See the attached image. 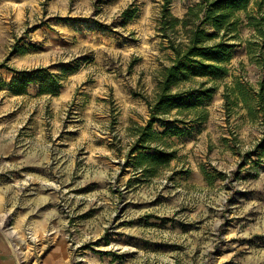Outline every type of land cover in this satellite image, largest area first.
Instances as JSON below:
<instances>
[{"label": "rangeland", "instance_id": "rangeland-1", "mask_svg": "<svg viewBox=\"0 0 264 264\" xmlns=\"http://www.w3.org/2000/svg\"><path fill=\"white\" fill-rule=\"evenodd\" d=\"M161 1L0 0V238L16 264H264V0L236 12L224 77L172 89L211 95L147 127L172 55ZM37 68L56 94L14 88ZM155 148L171 160L135 165Z\"/></svg>", "mask_w": 264, "mask_h": 264}, {"label": "trees", "instance_id": "trees-1", "mask_svg": "<svg viewBox=\"0 0 264 264\" xmlns=\"http://www.w3.org/2000/svg\"><path fill=\"white\" fill-rule=\"evenodd\" d=\"M260 2L261 0H199L187 8L182 18H178L170 13L171 0L161 1L158 30L161 37L167 39V47L172 55L168 58V63L159 69L153 97L146 102L150 114L147 127L156 120L163 122L160 115L168 113L172 106L185 101L192 93L205 97L211 95L214 85L200 90L191 87L175 91L172 89L181 81L191 82L195 77H206V81L212 82L224 77L228 73V51L232 47V44L224 41L235 37L232 34L238 23L235 14L239 10H245L250 3L259 6ZM122 15L129 19L132 11L126 8ZM248 20L252 22L255 18L248 15ZM254 26L261 31L257 23ZM218 37L220 40H214ZM59 81L60 78L47 69L37 68L16 71L13 86L21 92L27 84L35 82L40 85L41 91L56 94L60 88ZM206 81L200 82V86ZM235 84L239 85L238 82ZM256 92L261 100L264 95V80L258 82ZM226 95L225 92L224 97ZM175 122L173 120L170 124L174 125ZM174 127L167 128L166 132L172 131ZM171 158L170 153L155 148L152 153L138 152L134 161L137 166L154 168L166 164Z\"/></svg>", "mask_w": 264, "mask_h": 264}, {"label": "crops", "instance_id": "crops-1", "mask_svg": "<svg viewBox=\"0 0 264 264\" xmlns=\"http://www.w3.org/2000/svg\"><path fill=\"white\" fill-rule=\"evenodd\" d=\"M0 264H16L14 254L9 250L4 241L0 238Z\"/></svg>", "mask_w": 264, "mask_h": 264}, {"label": "bare ground", "instance_id": "bare-ground-1", "mask_svg": "<svg viewBox=\"0 0 264 264\" xmlns=\"http://www.w3.org/2000/svg\"><path fill=\"white\" fill-rule=\"evenodd\" d=\"M3 231L9 236L13 234V231L9 227L4 228ZM14 248L17 250V254L20 255L21 251L18 250V246L15 245Z\"/></svg>", "mask_w": 264, "mask_h": 264}]
</instances>
